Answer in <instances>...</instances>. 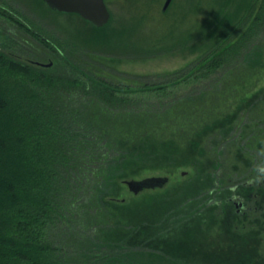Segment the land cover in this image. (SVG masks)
Listing matches in <instances>:
<instances>
[{
	"label": "trees",
	"instance_id": "trees-1",
	"mask_svg": "<svg viewBox=\"0 0 264 264\" xmlns=\"http://www.w3.org/2000/svg\"><path fill=\"white\" fill-rule=\"evenodd\" d=\"M2 2L0 264H264V89L249 95L264 78V0L234 14L236 0H212L193 41L214 35L190 70L137 87L104 78L102 52L34 32ZM182 83L194 89L179 95ZM167 167L197 174L149 206L111 198L133 172ZM241 185L260 200L236 210L220 192ZM198 203L191 234L174 232Z\"/></svg>",
	"mask_w": 264,
	"mask_h": 264
},
{
	"label": "rangeland",
	"instance_id": "rangeland-1",
	"mask_svg": "<svg viewBox=\"0 0 264 264\" xmlns=\"http://www.w3.org/2000/svg\"><path fill=\"white\" fill-rule=\"evenodd\" d=\"M2 1L3 4L15 9V14L20 17V20L31 23L27 26L34 32L42 28L45 36L54 34L57 37L63 35L67 37L70 35L74 37L73 40L87 49L102 52L105 57H102L98 67L102 70L104 78L129 87L161 82L164 75H185L197 59L201 44L210 39L208 35L210 37L214 35V29H211V33L193 41V33H200L196 30L194 32V27L199 25L200 20L210 11L212 0H172L166 11H163V7L167 0H107L111 22L101 30L94 29L93 25L78 15L48 10L46 5H40L37 0H25L26 3L18 0ZM247 2L249 0H236L229 14H234L238 7ZM27 37L31 38L30 35ZM32 40H34L33 37ZM40 57L46 64L51 61L50 55L45 51L40 53ZM191 88L194 89V86L182 83L176 86L175 90L180 95L185 94ZM261 89H264V78L255 83L249 95ZM239 98L237 96V99ZM171 122L167 126L169 130L174 125ZM177 122H181V119ZM258 153L264 155V148ZM262 155H259L258 159ZM196 174L193 167L137 170L131 176L119 180V186L115 187L119 194L111 198L128 206L129 210L131 207L134 210L141 208L138 207L141 205L149 206L154 201H164L166 197L176 195L179 191L183 192L185 183H189ZM149 177H168L169 183L163 189L145 190L138 195L132 193L125 184V181L142 180ZM195 187L199 185L195 184L188 189L192 190ZM234 187L236 184L232 185L233 189ZM254 193L253 188L241 185L231 192L224 190L220 192V195H223L225 199L234 197L229 205L238 210L241 204H244L243 202L260 200L259 196L254 197ZM215 198L214 193H207L203 196V203L210 207ZM206 210L207 208L204 209L203 205L198 203L191 208L187 216L178 215L173 221L175 223L174 232L178 231L180 235L191 234L192 225L188 222L192 223L196 217L194 214L200 215ZM140 217L145 219L143 216ZM156 243V238L151 240L149 248H155ZM198 260V257L193 259V261Z\"/></svg>",
	"mask_w": 264,
	"mask_h": 264
},
{
	"label": "water",
	"instance_id": "water-1",
	"mask_svg": "<svg viewBox=\"0 0 264 264\" xmlns=\"http://www.w3.org/2000/svg\"><path fill=\"white\" fill-rule=\"evenodd\" d=\"M48 8L64 14H76L96 28H103L111 20V12L106 0H42ZM172 0H167L163 11H166ZM50 66V65H46ZM169 183L168 177H149L142 180L126 182L129 190L135 195L145 190L163 189Z\"/></svg>",
	"mask_w": 264,
	"mask_h": 264
}]
</instances>
